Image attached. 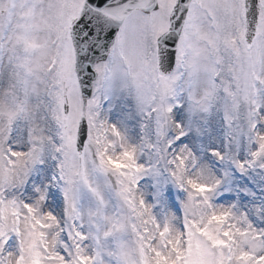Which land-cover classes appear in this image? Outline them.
<instances>
[{"label":"snow or ice","instance_id":"snow-or-ice-1","mask_svg":"<svg viewBox=\"0 0 264 264\" xmlns=\"http://www.w3.org/2000/svg\"><path fill=\"white\" fill-rule=\"evenodd\" d=\"M0 264H264V0H0Z\"/></svg>","mask_w":264,"mask_h":264}]
</instances>
